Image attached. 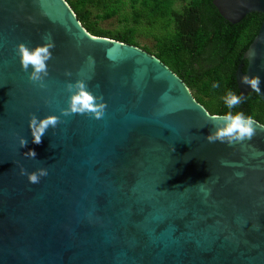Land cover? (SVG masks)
Wrapping results in <instances>:
<instances>
[{
  "label": "water",
  "instance_id": "water-1",
  "mask_svg": "<svg viewBox=\"0 0 264 264\" xmlns=\"http://www.w3.org/2000/svg\"><path fill=\"white\" fill-rule=\"evenodd\" d=\"M263 20L235 78L264 102ZM0 264H264V125L211 114L65 0H0Z\"/></svg>",
  "mask_w": 264,
  "mask_h": 264
},
{
  "label": "trees",
  "instance_id": "trees-1",
  "mask_svg": "<svg viewBox=\"0 0 264 264\" xmlns=\"http://www.w3.org/2000/svg\"><path fill=\"white\" fill-rule=\"evenodd\" d=\"M94 36L137 46L177 74L211 114L251 118L264 125V102L256 91L241 97L235 72L262 23L252 12L240 22L225 20L212 0H65ZM119 24L105 28L102 21ZM138 37H148L152 48Z\"/></svg>",
  "mask_w": 264,
  "mask_h": 264
},
{
  "label": "rangeland",
  "instance_id": "rangeland-1",
  "mask_svg": "<svg viewBox=\"0 0 264 264\" xmlns=\"http://www.w3.org/2000/svg\"><path fill=\"white\" fill-rule=\"evenodd\" d=\"M118 24H119V22H118L116 17H113L110 20L102 21L100 23V25L102 27H105V28H114V27H117ZM138 39L141 40V44L142 45H146V46L152 48V41H150V38H148V37H138Z\"/></svg>",
  "mask_w": 264,
  "mask_h": 264
},
{
  "label": "flooded vegetation",
  "instance_id": "flooded-vegetation-1",
  "mask_svg": "<svg viewBox=\"0 0 264 264\" xmlns=\"http://www.w3.org/2000/svg\"><path fill=\"white\" fill-rule=\"evenodd\" d=\"M243 65V64H242ZM238 88V87H237Z\"/></svg>",
  "mask_w": 264,
  "mask_h": 264
}]
</instances>
